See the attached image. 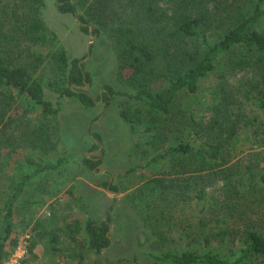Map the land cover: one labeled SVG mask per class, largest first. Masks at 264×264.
<instances>
[{
	"label": "rangeland",
	"instance_id": "1",
	"mask_svg": "<svg viewBox=\"0 0 264 264\" xmlns=\"http://www.w3.org/2000/svg\"><path fill=\"white\" fill-rule=\"evenodd\" d=\"M15 1L0 0V46L11 50L17 59L25 60L29 47L21 37L17 19L22 15V8ZM70 1L76 12L87 20L94 35L92 40L87 32L79 30L72 14L57 11V0H42L39 9L46 29L55 36L62 49L66 63L71 58L85 55V46L91 42L88 56L83 61L84 70L91 77L86 91L93 97L103 85L116 91H128L114 79L115 58L106 28L98 23L89 4ZM232 62L229 54L221 56L213 69L198 81L194 94L181 93L175 101V106L183 109L187 122L192 115L205 126L214 118L217 122L234 123L236 137L231 135V151L221 165L227 167L225 173L233 172L231 179L239 172L254 175L264 171V111L255 106L260 86H254L250 68H233ZM38 73L45 78L40 69ZM43 95L54 102L57 94L44 83ZM3 97L6 98L7 93L0 91V99ZM127 99L124 95L114 94L105 105L83 107L72 96L61 97L57 111L43 118L49 135L42 143L43 151L23 140L25 121L8 124L3 119L0 123V209L11 194V184L20 174L32 172L34 162L42 165L62 159L56 168L35 175L13 204L12 236L16 243L12 249L21 244L25 257L27 246L32 243L30 255L20 264H162L154 259L155 255L208 248L204 237L217 232L226 217L223 205H220L224 200L246 207L237 208L233 219L237 220L238 215L242 219L261 215L255 227L264 231V188L255 183V178H246L254 181L253 189L245 187L229 198L224 178L207 180L204 171L194 169L195 151L201 144L197 136H190L192 139L188 143L194 152L189 155L174 153L170 158L166 156L146 166L149 158L172 143L175 133L169 139L160 135L151 138L141 126L132 127L119 114V107ZM220 102L226 106L221 116L215 111ZM39 116L35 112L27 118L39 119ZM249 118L250 126L244 123ZM219 130L222 135L228 132L224 124L215 133ZM90 133L99 137L97 152H88L91 149ZM94 153L102 161L95 168L96 173H92L84 162L95 157ZM154 179L167 185L172 182L173 188L162 187L150 195L146 188ZM176 179H180V188ZM107 181L115 188V195L105 191L100 184ZM43 189L48 192L45 194ZM105 216L109 227L108 247L94 251L72 242L70 234L74 219L78 227L76 236L82 239L85 219L100 224ZM53 234L55 242L50 241ZM215 244L221 251H229L221 243Z\"/></svg>",
	"mask_w": 264,
	"mask_h": 264
},
{
	"label": "trees",
	"instance_id": "2",
	"mask_svg": "<svg viewBox=\"0 0 264 264\" xmlns=\"http://www.w3.org/2000/svg\"><path fill=\"white\" fill-rule=\"evenodd\" d=\"M80 1L89 4L98 23L106 28L115 58L114 79L128 89L116 91L104 85L106 92L101 93V96L105 103L111 95H124L128 99L119 107V114L132 127L141 126L151 138L160 135L169 139L175 133L172 143L149 158L146 166L166 156H173L174 153L189 155L194 152L188 143L192 134L201 140L195 151L198 163L194 169L204 171L205 179L224 178L228 184L229 189L226 191L229 198L236 196L245 187L253 189L251 186L254 181L252 183L246 178H255V183L264 188V171L254 175L239 172L231 179L233 172L225 173L227 167H221L227 161L225 156L231 151V135L236 137L233 122H217L214 118L205 126L195 121L192 115L187 122L183 117V109L175 106L181 93L194 94L198 81L213 69L221 56L229 54L233 58V68L251 69L254 86H260L255 106L264 111V0ZM15 2L22 8V15L17 20L21 37L29 49L25 52L27 58L24 60L20 57L17 59L11 50L0 46V91L7 93L6 98L0 99V123L3 119L8 124L25 121L23 140L31 147L43 151L45 146L42 143L49 137L43 118L57 111L61 97L72 96L83 107H91L93 99L88 94L70 88V85L81 84L82 78L90 84L91 77L84 70L83 62H79L84 55L71 58L66 63L55 36L46 29L40 17L42 0ZM57 2V11L72 14L76 22L81 23L78 24L79 30L87 32V20L76 12L74 4L70 0ZM93 33L96 31L93 30ZM43 62L44 66L40 67ZM38 69L45 74L44 79ZM44 83L57 94L54 102L44 98ZM215 111H218L216 114L219 116L224 115L226 106L220 102ZM35 112L40 114L39 119L27 118ZM250 119L244 122L248 126L251 125ZM223 124L228 132L224 135L221 130L215 133ZM61 161L59 158L54 163L46 162L42 165L34 162L32 172L20 174L11 184V194L5 198L0 209V264H3L16 243L12 236L15 200L35 175L45 169L56 168ZM97 163L85 159L88 168H93ZM175 183L181 187L180 179H176ZM162 184L161 180L154 179L146 191L154 195L159 188H173L172 182L169 185ZM42 191L45 194L48 192L47 189ZM171 198H174L173 194ZM220 205H223L226 217L222 222L220 220L217 232L204 237L208 243L206 250L166 251L155 255L154 259L162 264H264V231L255 227L261 215L259 218L245 219L238 215L236 220L233 219V213L237 208L246 207L225 200ZM107 221L108 217L100 224L85 219L84 237L81 239L76 236L78 227L74 219L70 239L78 247L99 251L109 243L105 236ZM50 241H56L54 234ZM216 242L229 251H221ZM31 244L27 246L26 256H22L16 264L30 255Z\"/></svg>",
	"mask_w": 264,
	"mask_h": 264
},
{
	"label": "flooded vegetation",
	"instance_id": "3",
	"mask_svg": "<svg viewBox=\"0 0 264 264\" xmlns=\"http://www.w3.org/2000/svg\"><path fill=\"white\" fill-rule=\"evenodd\" d=\"M87 34H88V29H87ZM84 57H85V55H84ZM83 57V58H84ZM82 58V59H83ZM87 58V57H86ZM82 59H80V60H82ZM79 60V62H83V61H80ZM85 83H87V82H85L84 80H83V78H82V80H81V84H79V85H75V86H72L71 87V85H70V88H72L73 90H78V91H82V92H84V93H86V94H88L92 99H93V105H96V104H100V103H102V104H106L105 103V100L103 99V97L101 96V93H103V92H106L105 91V89H104V85L100 88V90L98 91V93H97V96H95V97H93L92 95H90L87 91H86V88L88 87H85V88H83L84 87V84ZM88 84V83H87ZM89 85V84H88ZM110 98V97H109ZM92 105V106H93ZM94 137H96V138H94ZM90 138H91V149L88 151V152H97L98 150H99V148H100V145H99V137L97 136V135H95V134H91L90 133ZM93 144H96V147H93ZM96 154L97 153H94V155H95V157H90V158H88V159H91V160H93V161H97L98 163L93 167V168H88L89 170H91V172L92 173H96L98 170H95V168H97L98 167V165H100L101 163H102V161H101V159H98V156H96ZM84 162H85V160H84ZM86 166V165H85ZM96 183V182H95ZM101 185H102V187L105 189V191H107V192H111L113 195H115L116 194V192H115V188L113 187V186H111L110 185V182L109 181H107V182H102V183H100ZM112 188H114V189H112ZM115 193V194H114ZM106 220V216H105V219L104 220H102V221H105ZM107 225H108V222H107ZM108 229H109V227H108ZM107 229V231H106V234H105V236L108 238V236H107V234H108V230ZM108 240H109V238H108ZM109 244H110V240H109V243H108V245L107 246H105V247H103V248H101V249H99V250H102V249H105L106 247H108L109 246Z\"/></svg>",
	"mask_w": 264,
	"mask_h": 264
},
{
	"label": "built area",
	"instance_id": "4",
	"mask_svg": "<svg viewBox=\"0 0 264 264\" xmlns=\"http://www.w3.org/2000/svg\"><path fill=\"white\" fill-rule=\"evenodd\" d=\"M24 247L21 244H17L15 248L12 249L11 253L3 264H16L17 261L23 256Z\"/></svg>",
	"mask_w": 264,
	"mask_h": 264
},
{
	"label": "water",
	"instance_id": "5",
	"mask_svg": "<svg viewBox=\"0 0 264 264\" xmlns=\"http://www.w3.org/2000/svg\"><path fill=\"white\" fill-rule=\"evenodd\" d=\"M77 23L81 25V23H79L78 21H77ZM87 29H88V35L91 37V40H92L93 37H94V35L91 34V28H90L88 25H87ZM90 43H91V42H89V43L86 44V46H85V57H84L82 60H80V61H84V60L86 59V57L88 56V46H89ZM72 86H74V85H71V87H72ZM87 86H88V84L85 83L83 88H85V87H87ZM114 194H115V193H114Z\"/></svg>",
	"mask_w": 264,
	"mask_h": 264
}]
</instances>
